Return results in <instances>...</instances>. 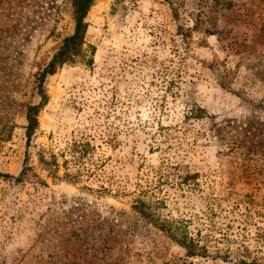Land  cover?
<instances>
[{
  "label": "rangeland",
  "instance_id": "obj_1",
  "mask_svg": "<svg viewBox=\"0 0 264 264\" xmlns=\"http://www.w3.org/2000/svg\"><path fill=\"white\" fill-rule=\"evenodd\" d=\"M174 1L95 0L26 141L75 0H0V264H264V0Z\"/></svg>",
  "mask_w": 264,
  "mask_h": 264
},
{
  "label": "trees",
  "instance_id": "obj_2",
  "mask_svg": "<svg viewBox=\"0 0 264 264\" xmlns=\"http://www.w3.org/2000/svg\"><path fill=\"white\" fill-rule=\"evenodd\" d=\"M95 0H75L74 2V18H73V30L72 33L63 38L60 46L58 49L54 52L50 60L44 65L41 72L38 74L37 77V94H38V100L39 103L37 105H31L28 106L26 109L25 119H26V126L24 130V134L26 137V141H29V138L33 134L35 128H36V115L38 113V109L41 105L44 103L45 94L42 90V82L46 75H50L53 73L56 66H60L66 62L73 61L80 53L81 46L83 44L84 34L86 30V23L84 21L85 15L88 11V9L93 5ZM171 7L172 12L175 15L176 10L175 7H173V3H175L174 0H165ZM80 149H83L82 151H85L86 144H81ZM72 155L74 159L78 160L81 157H83V153L81 150H77L76 145L72 146ZM53 157L51 158L50 163L53 162ZM40 162L43 164L47 163V159L40 157ZM25 174V167L21 170L18 178H15L14 181H18L22 176ZM5 176V175H0ZM73 174L64 173V178L68 180L73 179ZM146 204L142 203L141 201H135L134 205H132V210L134 212L138 213L142 217H149L148 211L146 210ZM160 228L164 229V225H160ZM184 248L187 250V254L189 256H195L196 253L193 249V245L191 243H184ZM246 264V263H241Z\"/></svg>",
  "mask_w": 264,
  "mask_h": 264
}]
</instances>
